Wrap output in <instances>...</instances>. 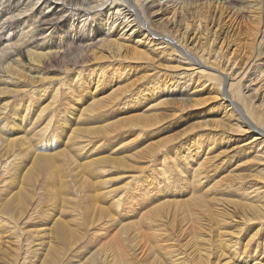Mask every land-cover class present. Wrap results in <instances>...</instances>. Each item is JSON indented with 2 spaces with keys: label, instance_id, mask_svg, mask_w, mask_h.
<instances>
[{
  "label": "rangeland",
  "instance_id": "obj_1",
  "mask_svg": "<svg viewBox=\"0 0 264 264\" xmlns=\"http://www.w3.org/2000/svg\"><path fill=\"white\" fill-rule=\"evenodd\" d=\"M194 10L187 28L177 31L189 36L184 46L204 50L209 61L219 51L212 63L219 72L256 62L255 73L264 69L263 4L243 8L241 19L226 7ZM178 11L169 7L150 16L153 28L171 27ZM105 23L100 27L107 30ZM82 26L89 41L102 36ZM120 28H109L111 37ZM140 35H131L118 52L88 50L86 64L67 79L58 69L40 70L49 78L42 81L46 89L61 86L53 110L40 113L53 89L42 95L40 82L28 91L20 86L23 73L39 72L30 65H20L25 72L16 84H0L16 90L0 93V112L10 102L0 118V264L264 262V209L246 207L264 204L263 194L252 192L264 190V143L242 146L255 131L239 132L241 118L212 83L204 86L193 76L188 94L161 95L164 84L177 90L182 82L170 75L185 66L154 48L146 57L132 55L144 41ZM262 70L251 85L258 89L244 95L254 114L264 116ZM96 97L99 109H89ZM110 128L115 132L105 133Z\"/></svg>",
  "mask_w": 264,
  "mask_h": 264
},
{
  "label": "bare ground",
  "instance_id": "obj_2",
  "mask_svg": "<svg viewBox=\"0 0 264 264\" xmlns=\"http://www.w3.org/2000/svg\"><path fill=\"white\" fill-rule=\"evenodd\" d=\"M237 1H240L242 5L234 3ZM261 4L264 5V0H0V43L2 39L5 40L4 44H0V84H16V81H18L15 79L16 75H19L20 71H24V67L20 66L22 64L25 65V67L30 65V68L26 67L29 71H39L37 74L35 73V75H30L24 71L23 77L24 79L27 78L26 83L20 84L22 88L26 86L23 89L24 91H28L26 88H29V86L33 84L32 82H45L48 77H45L40 70L47 72L51 69H58L61 72L60 79H67L71 71L86 64L89 56L87 53L88 50H90V54L95 48H100L107 52L110 51V53L115 50L118 52L123 49L126 43L125 41L129 40L131 35L140 33L144 41L141 39L137 41L138 44L135 45V48L131 49L133 52L132 55L135 54L136 56L146 57L149 54L148 50L152 52V50L155 49L157 51L156 54L165 53L166 56L169 54L177 63L179 62L181 65L185 66L183 71L173 72V74L170 75V78L177 76L178 81L182 82L181 85L177 87V90L172 88L173 84L171 83L168 84L170 85L169 87H166V84H164L163 89H161V95H166L168 94L167 92H181L182 90L186 91L188 94L187 85L189 83L191 84L190 80L193 76H196V79H202V81H204V86L208 85L206 82L212 83L218 88L217 92L220 98L222 100L224 99V101L227 98V109L233 111V113L235 111L241 118V124L237 125L241 129H239V132L243 130H246V132L249 130L255 131L248 140L243 141L242 146L249 144L252 146L259 142L264 143V116L263 114L262 116L254 114L255 111H252V109L255 108V106L252 108V106H250L251 104L245 100L246 96L244 95L249 89H254L251 85L256 83L257 79L260 81L262 77V69L259 70L258 73H255L257 72L255 68L260 65V62H256V60L252 61L253 63L256 62L254 65L252 64L253 66L250 65L251 63H247L248 65L243 70H236L232 65L229 68L227 67L229 71L224 70V72H219L217 66L212 65L213 62L216 60L219 61L221 58V55L218 53L219 51L213 53V60L209 61L210 57L208 58L206 56L207 52L204 53V50H202V52H197L187 47V43L184 46L185 39L187 41L189 38L188 35L184 38L183 33H177L179 27L180 29L182 27L187 28L189 25L188 17L196 11L194 9L226 7L230 10L228 13H230L233 18L241 19L246 14L238 12L243 8ZM169 7L173 8L174 13L180 10L178 12L182 13V15L171 22V27L164 26L162 32L159 33L153 28L152 21L149 17ZM104 18L106 25L109 22V26L106 27V29L108 28L107 30L100 27L101 21H103ZM233 20H231L230 24L228 22V27L231 26ZM196 23V28H198L200 22L197 17ZM83 24L88 25L90 31L94 29L100 31L102 36L98 38L97 42L88 40L86 28L84 31L82 29ZM118 25L123 29L117 38H113L108 30ZM193 27H195V25ZM140 36H138V38ZM173 39L175 42H173ZM258 41L260 43L262 38ZM140 44L147 45V48L141 47ZM43 46L45 48L48 47L45 52L39 50V48ZM65 58L68 59L64 62ZM115 60L121 61L118 58ZM41 64L43 65L42 68L36 67ZM229 64L231 65V63ZM20 74H22V72ZM187 80L188 84L186 82ZM39 85L41 86V88L39 87V91L42 95L44 92H47V90H54L51 96L52 98L50 97V100H48L49 102L40 110V113H44L47 112L48 109L51 110L55 108V104L58 102L59 88L61 86L58 85L53 87L54 85H51L49 89H46L48 85L47 87H45L44 83ZM34 89L35 87L32 91H34ZM257 89L258 87L254 89V92ZM6 90L12 92L16 91L7 89L6 87H0V93ZM117 98L118 97L115 96L111 99L117 100ZM182 99L186 100L183 97ZM8 103L10 102L3 105L0 118ZM101 103L102 100L96 97L94 101L90 103L89 109H99ZM106 103L108 102L106 101ZM0 128L1 133L3 124ZM9 130L10 129L7 131ZM110 131L113 133L115 132L113 128H110V130L105 133H109ZM41 132L46 134L47 126L41 129ZM39 156L44 158L47 154L41 153ZM47 161V159L44 160L45 164ZM253 191L262 193L264 197V190L262 191V188L253 189L252 192ZM246 207L248 210H253L258 213L264 209V204L251 202L246 204ZM58 230L64 232L66 228L64 226H59ZM262 248L264 249V244ZM238 252L237 250L235 254ZM255 262L257 264H264L261 259H255L254 263Z\"/></svg>",
  "mask_w": 264,
  "mask_h": 264
}]
</instances>
